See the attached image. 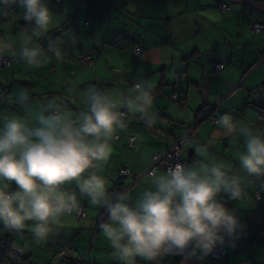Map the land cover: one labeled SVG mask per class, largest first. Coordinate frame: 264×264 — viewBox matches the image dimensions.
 Returning a JSON list of instances; mask_svg holds the SVG:
<instances>
[{
    "label": "crops",
    "instance_id": "0c3cea01",
    "mask_svg": "<svg viewBox=\"0 0 264 264\" xmlns=\"http://www.w3.org/2000/svg\"><path fill=\"white\" fill-rule=\"evenodd\" d=\"M222 1L229 4V10L222 11ZM46 2L56 18L48 36L36 43L47 52L49 41H59L63 58L58 61L48 53L47 63L36 68L5 56L11 60L0 65V128L7 118L27 116L16 101L21 92H26L35 105L48 99L62 101L76 118L88 109L80 97L67 93L69 86L83 90L94 85L109 93L134 95L132 88L142 79L153 87L154 123H145L138 114L125 116L127 127L118 131L109 163L99 173L108 188L118 182L131 184L127 202L134 205L151 188L150 177L133 183L132 175H119L120 168L126 166L132 174L144 171L155 152L164 150L193 124L194 139L182 148V158L189 155L197 160L196 145L207 146L210 160H222L234 173L242 174L239 155L246 150L244 138L217 135L218 125L213 119L228 113L240 126L264 133L259 118L264 109V29H253L254 22H264V0ZM15 11L9 18H0V38L19 52L24 21L19 6ZM137 44L143 46L139 54L134 52ZM80 54L91 55L93 63L82 62ZM218 62L225 67L216 71ZM174 94L178 100H174ZM31 120L35 123L34 117ZM129 135H135L133 147L129 146ZM157 172L165 174L166 170ZM245 184V200L221 196L241 222L238 232L226 236L220 244L226 249L224 257L212 258L199 252L188 256L185 252L164 255L158 264H264V178H252ZM63 187L76 194L85 214L64 216L45 243L35 240L31 222L22 232L6 229L21 250L19 264H79L72 263L79 256L80 264H122L113 256L97 224L101 207L92 206L87 197L81 196L75 182ZM64 244L70 258L58 254ZM9 263L13 264H4ZM137 264L146 262L138 259Z\"/></svg>",
    "mask_w": 264,
    "mask_h": 264
},
{
    "label": "clouds",
    "instance_id": "9594fccd",
    "mask_svg": "<svg viewBox=\"0 0 264 264\" xmlns=\"http://www.w3.org/2000/svg\"><path fill=\"white\" fill-rule=\"evenodd\" d=\"M17 6L24 21L21 47L17 52L0 38V58L10 55L36 68L47 63L48 53L61 60L59 41H49L47 52L36 43L48 36L56 12L46 0H0V18H9ZM132 92L71 85L67 93L80 97L88 109L76 118L62 101L48 99L35 105L26 92L18 94L16 101L27 116L7 118L0 128V182L7 181L0 183V225L22 232L31 222L35 240L47 242L64 216L80 211L76 194L63 187L75 182L92 206L106 210L107 220L99 226L122 264H137L138 259L158 264L164 255L185 252L208 255L226 236L238 232L240 218L221 196L243 201L245 181L264 178V133L221 114L215 121L217 135L244 138L246 150L239 155L242 174L222 160H210L207 146L197 144L193 165H169L165 174L151 171V188L131 205L125 192L110 193L99 173L109 163L118 131L127 127V114L154 123L152 84L138 80ZM13 184V190H6Z\"/></svg>",
    "mask_w": 264,
    "mask_h": 264
},
{
    "label": "built area",
    "instance_id": "2783aa9c",
    "mask_svg": "<svg viewBox=\"0 0 264 264\" xmlns=\"http://www.w3.org/2000/svg\"><path fill=\"white\" fill-rule=\"evenodd\" d=\"M220 8L222 9V11H225V10L227 11V10H229L230 6L227 2L222 1L220 3ZM253 29L255 31H262L264 29V22H260V21L254 22ZM142 50H143V46L140 44H137L134 48L135 54L141 53ZM79 58L85 64H92L93 63V59H92L91 55L80 54ZM9 62H10V58H8V57L0 58L1 64H8ZM224 67H225V64L222 62H218L215 64V70L216 71L223 69ZM173 98H174V100H178V96L176 94L173 95ZM260 118L264 121V111H262L260 113ZM213 121H216V119H213ZM194 125L195 124H193L187 132H185L184 134L179 136V138L175 139L164 150L155 152L152 155V161H151V163L147 169H145L144 171L139 172L137 174H132L131 170L128 167L124 166V167L120 168L119 175L120 176L132 175V182L136 183L144 177H150L149 173L153 170L158 171V169L163 168L167 172V168L169 165H174L176 163H182L185 165L195 163L196 160H194V159L186 160L185 158H182V156H181L182 148L184 146H186V144L189 141H193V139H194L193 138V130H194L193 126ZM117 137H118V135H117ZM128 140H129V146L133 147L134 141H135V135H129ZM130 185L131 184L120 182V183H117V184L109 187V191H110V193H117V192H125L126 193L129 190ZM13 188H15V186L12 187L11 190H13ZM257 197H259V194H257ZM85 210H86L85 206L81 205L80 211L77 213L78 216H83L85 214ZM106 219H107L106 210L101 207V209L99 211V215L97 217V224L102 223ZM20 252H21L20 248L13 243L11 236H9L6 233V228H4L3 226H0V264H4L7 261H11L13 264H19L21 261V256H20L21 253ZM58 254L61 257H66V258H70V256H71L70 252L68 250V246L65 244L62 245ZM225 255H226V249L224 246H222L220 244H217L216 247L214 248V250L210 253V256L212 258H222ZM73 262L80 264V263H82V258L80 256L76 257V258L72 259V263ZM46 264H51V263H46Z\"/></svg>",
    "mask_w": 264,
    "mask_h": 264
},
{
    "label": "trees",
    "instance_id": "16d2710c",
    "mask_svg": "<svg viewBox=\"0 0 264 264\" xmlns=\"http://www.w3.org/2000/svg\"><path fill=\"white\" fill-rule=\"evenodd\" d=\"M260 22H263V21H260ZM10 60H11V58H10ZM0 65H3V64L0 63ZM180 100H181V99H180ZM262 111H264V109H262V110L260 111V113H261ZM260 113H259V118H260ZM260 120H261L262 123H264V121H263L261 118H260ZM118 183H119V182H118Z\"/></svg>",
    "mask_w": 264,
    "mask_h": 264
},
{
    "label": "water",
    "instance_id": "95a60500",
    "mask_svg": "<svg viewBox=\"0 0 264 264\" xmlns=\"http://www.w3.org/2000/svg\"><path fill=\"white\" fill-rule=\"evenodd\" d=\"M192 158L188 155V158L186 160H191Z\"/></svg>",
    "mask_w": 264,
    "mask_h": 264
},
{
    "label": "rangeland",
    "instance_id": "374dc122",
    "mask_svg": "<svg viewBox=\"0 0 264 264\" xmlns=\"http://www.w3.org/2000/svg\"><path fill=\"white\" fill-rule=\"evenodd\" d=\"M0 226H2V225H0ZM10 264V263H9Z\"/></svg>",
    "mask_w": 264,
    "mask_h": 264
}]
</instances>
